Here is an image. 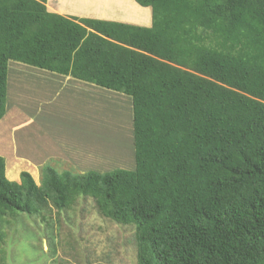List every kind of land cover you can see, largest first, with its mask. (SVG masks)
Wrapping results in <instances>:
<instances>
[{
  "label": "trees",
  "instance_id": "trees-1",
  "mask_svg": "<svg viewBox=\"0 0 264 264\" xmlns=\"http://www.w3.org/2000/svg\"><path fill=\"white\" fill-rule=\"evenodd\" d=\"M135 1L150 27L0 0V121L14 61L129 96L135 151L133 170L40 184L0 156V230L88 197L134 228L138 264H264V0ZM16 67L11 84L35 74Z\"/></svg>",
  "mask_w": 264,
  "mask_h": 264
},
{
  "label": "rangeland",
  "instance_id": "rangeland-1",
  "mask_svg": "<svg viewBox=\"0 0 264 264\" xmlns=\"http://www.w3.org/2000/svg\"><path fill=\"white\" fill-rule=\"evenodd\" d=\"M122 16L132 17L124 12ZM15 64L21 63L9 62L8 113L0 121L6 123L2 135L8 132V125L15 128L20 123L11 138L15 140L16 137L18 149L14 150L15 156L14 151H6L3 156L10 181H14L12 178L16 173L10 168V160L17 170L16 161L20 155V173L29 171L36 182L41 183L40 168H30L28 162L37 161L35 155L41 150L39 140L44 136H52L54 144H61V140H57L59 136L67 137L66 145L72 149L70 153L76 154L77 151L82 156L51 160L52 167L60 174L64 171L83 174L135 168L133 106L129 96L96 86L83 90L59 84L63 88L61 91L48 88L46 92L50 98L39 103L43 91L32 86L31 81L37 80L35 75L24 77L29 85L21 87L13 81L10 89L12 74L19 69ZM15 92L21 94L14 95ZM42 105L46 108L40 109L41 112L48 111L49 114L52 111L61 121L65 120L64 133L53 125L48 128L43 124L46 114L41 117L37 112ZM24 117L25 121L21 123ZM28 117L30 122H27ZM0 233L3 236L0 262L4 264H138L134 228L104 218L94 199L88 197L77 198L64 211L51 205L39 216L19 214L8 218Z\"/></svg>",
  "mask_w": 264,
  "mask_h": 264
},
{
  "label": "crops",
  "instance_id": "crops-1",
  "mask_svg": "<svg viewBox=\"0 0 264 264\" xmlns=\"http://www.w3.org/2000/svg\"><path fill=\"white\" fill-rule=\"evenodd\" d=\"M112 2L115 4L114 6H109L105 7L102 4L101 0H47L46 2V7L49 12L55 13L64 17H69V18H79V19H96V20H103V21H111V22H120V23H126V24H132L136 26H144V27H150L152 24V13H151V8H145L140 6L135 0H132L133 4L136 9L138 10V14H133L131 15L127 11H131L132 8H129L128 5H126L122 0H112ZM143 10L148 11V18H141V16L138 18V15H140ZM121 11V12H120ZM126 11V12H125ZM127 13L129 16L131 15L130 19H127L122 16V14ZM15 66L22 67L23 69H26L28 72H34V74L37 78V80L31 81L32 86L35 88L41 89L43 92L38 102L40 103L41 101H45L50 98V94H47L46 90L48 88H58V91H61L63 88L58 86L59 84L63 85L65 88H68L70 86H73L77 89H94L95 85L85 83L79 80H76L72 77L68 76H63L59 75L56 73H52L46 70L42 69H31L27 65H21V64H15ZM9 67V66H8ZM21 79V76H19ZM11 82V81H10ZM29 83V82H28ZM26 83V81H23L22 83H19L22 86L29 85ZM18 85V86H20ZM11 83H10V89H11ZM17 86V87H18ZM97 87V86H96ZM48 97V98H47ZM46 108L45 105H42L38 107V113L40 114L41 117H43L45 114L48 117H44L46 121L43 122L45 126L50 128V126H55L59 128L60 132H63L66 130L64 129L65 120L63 119L62 121L59 119L58 114H54L52 111L48 114L47 112L40 111V109ZM8 112H6L7 115ZM5 115V116H6ZM55 115V116H54ZM4 116V117H5ZM50 116V117H49ZM25 118H21V123L25 121ZM3 120H1L2 122ZM27 122H30V119L28 117ZM20 126V123L18 126L14 127H9V130L7 128L6 133L3 135L1 134L3 129L6 127V123H0V156L3 157L5 156L6 151H16L18 149V146L16 144V137H14L15 140L11 139L13 137V132L16 131L15 129ZM55 133L59 134V132ZM3 136V137H2ZM60 138L57 140H61V144H54L51 140L53 139L52 136H44L41 137V140H39V143H41V150L37 152L35 155L38 159L35 162H28V166H35L36 170L40 168V172L42 173L43 168L45 166H53V164L50 162L53 159H56V157H68L70 156L71 158H79L80 156L78 152L76 151V154L70 153L72 149H70L71 146L66 145V140L67 137L63 138L59 136ZM56 141V140H55ZM67 146V147H66ZM10 147V148H9ZM15 151H14V156H15ZM71 154H73L71 156ZM18 156V154H16ZM22 161L21 156L19 155V160L16 161V164H18L19 169L17 168L15 175L13 176L12 180L15 182H20V172L22 171L20 169V162ZM71 163V162H70ZM31 168V167H30ZM21 170V171H19ZM29 172V171H27ZM39 172V171H38ZM30 173V172H29ZM33 173V170H32ZM33 176V175H32Z\"/></svg>",
  "mask_w": 264,
  "mask_h": 264
},
{
  "label": "bare ground",
  "instance_id": "bare-ground-1",
  "mask_svg": "<svg viewBox=\"0 0 264 264\" xmlns=\"http://www.w3.org/2000/svg\"><path fill=\"white\" fill-rule=\"evenodd\" d=\"M102 1V4L105 6V7H109V6H114L115 4L112 2V0H101ZM126 5L129 6V8H132V10L130 11H127L128 13H130L131 15L133 14H138V10L136 9L137 7H135V5L133 4L132 0H122ZM148 11L146 10H143V12L140 13V15H138V18L141 16V18H145V17H149L148 16ZM127 19H130V17H126V16H123Z\"/></svg>",
  "mask_w": 264,
  "mask_h": 264
}]
</instances>
